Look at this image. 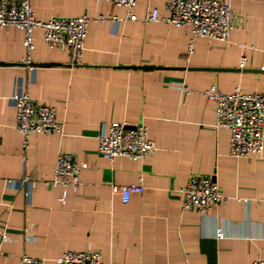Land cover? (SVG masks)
I'll return each instance as SVG.
<instances>
[{
  "label": "crops",
  "instance_id": "crops-1",
  "mask_svg": "<svg viewBox=\"0 0 264 264\" xmlns=\"http://www.w3.org/2000/svg\"><path fill=\"white\" fill-rule=\"evenodd\" d=\"M165 2L137 0L129 10L106 0H30L42 21L107 18L89 21L77 65L48 48L37 28L29 70L20 63L22 30L0 27V264H20L24 253L57 264L66 250H97L103 262L123 264L264 260V148L261 156H231L229 130L215 126L214 104L202 93L213 84L264 93V0H229L228 41L197 37L187 61V33L144 21L153 9L166 16ZM23 91L54 107L63 126L62 134H30L25 151L15 126ZM115 121L143 123L154 149L138 160L103 156L98 134ZM59 152L80 167L81 186L68 188L64 202L60 187L45 184ZM23 174L36 181L29 197ZM191 176L212 177L225 200L203 214L183 210L179 190ZM130 183L144 190L124 203L113 186Z\"/></svg>",
  "mask_w": 264,
  "mask_h": 264
},
{
  "label": "built area",
  "instance_id": "built-area-1",
  "mask_svg": "<svg viewBox=\"0 0 264 264\" xmlns=\"http://www.w3.org/2000/svg\"><path fill=\"white\" fill-rule=\"evenodd\" d=\"M99 1V0H96ZM116 6L131 10L137 0H106ZM168 14L158 15L153 9L144 21L163 22L181 28L188 34L184 60H188L194 52V40L206 37L227 42L232 30L233 12L229 0H166ZM130 17L134 18L133 15ZM107 18L102 15L90 17L52 16L48 20H38L34 17L30 0H0V27H16L22 30V44L25 55L21 64L29 70L35 65L32 53L34 29L41 30V38L50 49L67 51L71 65L81 62L86 28L90 20L103 22ZM109 19L119 24L120 19L109 16ZM241 66L245 56L241 58ZM264 70V67L262 68ZM206 99L214 104L215 126L227 128L229 137V154L233 157L261 156L264 148V93L243 92L235 87L231 92H223L216 85H210L202 92ZM15 126L22 135V146H28V137L32 133H63L62 124L56 119L54 107L44 103H36L27 91L16 98ZM126 122H112L106 128H101L98 134V151L114 160L118 156L132 160L143 159L154 149V142L149 138L143 123L128 127ZM24 165L26 155L22 156ZM29 197L36 181L27 174L20 179ZM53 187H60L64 202L68 188L77 190L81 186L80 167L74 161L71 153L59 152L56 157L54 173L49 181ZM121 192L122 201L128 202L132 192L141 193L143 185L130 183L113 186ZM181 208H195L199 213H205L225 200L220 186L210 176H191L179 190ZM247 201V200H244ZM221 228H216L215 237L224 238ZM4 240L7 237L3 238ZM57 264H123L119 262H103L97 250L74 251L66 250L55 258ZM20 264H44V260L28 253L20 258ZM250 264H264L263 259H256Z\"/></svg>",
  "mask_w": 264,
  "mask_h": 264
},
{
  "label": "water",
  "instance_id": "water-1",
  "mask_svg": "<svg viewBox=\"0 0 264 264\" xmlns=\"http://www.w3.org/2000/svg\"><path fill=\"white\" fill-rule=\"evenodd\" d=\"M150 67H152V66H145L144 68H150ZM128 127H133V126H128Z\"/></svg>",
  "mask_w": 264,
  "mask_h": 264
}]
</instances>
